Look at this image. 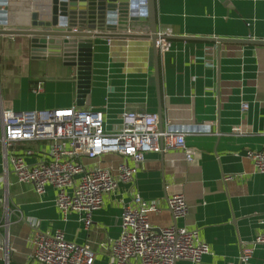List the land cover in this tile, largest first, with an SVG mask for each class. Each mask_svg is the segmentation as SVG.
Returning <instances> with one entry per match:
<instances>
[{
	"label": "crops",
	"instance_id": "0c3cea01",
	"mask_svg": "<svg viewBox=\"0 0 264 264\" xmlns=\"http://www.w3.org/2000/svg\"><path fill=\"white\" fill-rule=\"evenodd\" d=\"M51 2L8 0L10 18L29 22L34 10L45 19ZM156 7L159 32L168 33L172 42L169 51L159 53L161 97L152 40L102 37L95 39L91 103L84 107L104 110L108 132L117 131L126 110L161 111L163 127L184 132L187 144L197 149L194 160L187 161L179 149L147 153L135 182H122L106 195L86 226L78 211L63 215L53 185L38 194L32 184L19 181L9 161L12 150L0 144V264H39L32 259L36 231L59 229L67 240L89 244L94 264H117L106 246L121 233L124 204L134 193L155 201L160 211L149 218L158 230L176 224L166 203L175 192L183 193L189 205L177 225L198 229L211 247L199 264H264V244L255 247L247 263L240 261L243 245L263 229L264 174L246 151L264 148V44L175 37L264 39V0H229V5L224 0H156ZM149 29L148 19L130 25L134 33ZM0 39H21L27 46L8 54L1 44L2 59L15 60L11 70L9 63L0 66L4 106L20 111L77 105L76 84L65 79L70 69L53 66L52 58L32 59L29 36L0 34ZM242 102L248 103L247 110ZM48 148L46 141H29L17 144L14 152L31 149L24 158L38 163L47 160ZM122 159L110 153L80 160L116 172ZM130 264L139 261L133 258Z\"/></svg>",
	"mask_w": 264,
	"mask_h": 264
},
{
	"label": "built area",
	"instance_id": "2783aa9c",
	"mask_svg": "<svg viewBox=\"0 0 264 264\" xmlns=\"http://www.w3.org/2000/svg\"><path fill=\"white\" fill-rule=\"evenodd\" d=\"M8 6L9 3L6 8ZM7 10L8 24L0 25V28L24 29L30 25L32 16L29 22H17L16 18H10L9 8ZM169 36L159 32L156 46L160 54L171 49ZM40 89L41 84H38L36 90ZM241 108L247 110L248 103L242 102ZM121 119L117 131L108 132L103 109L72 105L18 111L0 101V144L4 150H12L9 161L19 181L32 184L38 194L45 193L46 187L53 185L56 188L55 203L63 215L67 217L71 211H78L89 226L93 212L102 207L106 195L114 192L122 182H135L147 153L179 149L189 162L198 153L187 144L184 132L170 126L160 129L156 112L126 110ZM29 141L48 143L47 160L28 163L24 155L31 154V149L24 154L14 152L17 144ZM110 153L123 157L116 172L99 165L90 168L80 160ZM246 156L253 161L257 171L264 174V148L249 149ZM231 178L233 176L226 177ZM166 203L176 224L158 230L149 218L151 212L160 211L155 201L134 193L124 204L121 233L106 246L117 264H130L133 258L138 259L139 264H175L178 260L199 264L204 255L211 252L209 243L201 238L198 229L177 225V220L189 213L183 193L175 192ZM260 223L263 225L261 232L242 247V263L253 257L257 245L264 244V219ZM33 240L32 259L39 264H94L96 254L90 245L67 240L60 229L54 233L37 230ZM3 250L4 246L0 244V252Z\"/></svg>",
	"mask_w": 264,
	"mask_h": 264
},
{
	"label": "water",
	"instance_id": "95a60500",
	"mask_svg": "<svg viewBox=\"0 0 264 264\" xmlns=\"http://www.w3.org/2000/svg\"><path fill=\"white\" fill-rule=\"evenodd\" d=\"M229 5V0H224ZM7 0H0V25L8 24ZM46 18L33 12L32 21L24 29L0 28V34L29 36L32 59H53V66L68 68L65 79L76 84L77 106H89L94 60L95 39L102 37H146L154 45L156 83L159 98L160 57L156 46L159 37L156 0H52ZM148 19L149 32L130 31L131 22ZM184 39H212L264 44V39H227L175 36ZM170 38V36H169ZM68 71V70H67ZM69 76V77H68ZM159 127L163 129V115L159 113ZM177 226V225H176Z\"/></svg>",
	"mask_w": 264,
	"mask_h": 264
},
{
	"label": "rangeland",
	"instance_id": "374dc122",
	"mask_svg": "<svg viewBox=\"0 0 264 264\" xmlns=\"http://www.w3.org/2000/svg\"><path fill=\"white\" fill-rule=\"evenodd\" d=\"M1 40H3V39H0V41ZM5 41H7V42H5ZM24 41V40H23ZM21 39L18 41V42H10V41H8V40H4V41H2V43H4V47L5 48H8V50H7V53L9 54L10 53V50H11V48H14V47H19V45L20 46H23L24 48H26L27 46H25L24 45V42H23ZM2 43H0V66H1V64L2 63H4V62H6V63H9L10 65H8V66H10V70H11V67L13 66V65H15V60H12V59H5V60H3L2 59V56H1V44ZM28 45V44H27ZM29 48H30V42H29ZM26 52V51H25ZM27 54H29L28 52L25 54L26 56H27ZM30 57H31V53H30ZM5 64V63H4Z\"/></svg>",
	"mask_w": 264,
	"mask_h": 264
}]
</instances>
